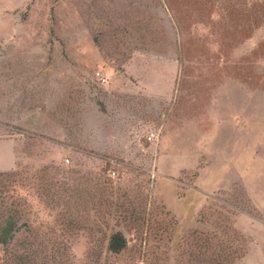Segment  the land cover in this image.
<instances>
[{
  "label": "rangeland",
  "instance_id": "374dc122",
  "mask_svg": "<svg viewBox=\"0 0 264 264\" xmlns=\"http://www.w3.org/2000/svg\"><path fill=\"white\" fill-rule=\"evenodd\" d=\"M251 181L264 0H0V264H264Z\"/></svg>",
  "mask_w": 264,
  "mask_h": 264
},
{
  "label": "trees",
  "instance_id": "16d2710c",
  "mask_svg": "<svg viewBox=\"0 0 264 264\" xmlns=\"http://www.w3.org/2000/svg\"><path fill=\"white\" fill-rule=\"evenodd\" d=\"M19 218L16 213L10 214L5 218L0 226V245L8 246L14 239V234L17 232V224ZM127 241L120 232L113 233L107 243V251L113 255L120 254L125 250ZM219 256H212V261H219Z\"/></svg>",
  "mask_w": 264,
  "mask_h": 264
},
{
  "label": "crops",
  "instance_id": "0c3cea01",
  "mask_svg": "<svg viewBox=\"0 0 264 264\" xmlns=\"http://www.w3.org/2000/svg\"><path fill=\"white\" fill-rule=\"evenodd\" d=\"M253 181L255 180L253 179ZM253 181H251L250 183L245 182V187L249 193L248 196L251 198V201L254 204V207L259 213L264 214V195L261 196L260 194L257 195L255 193V190L258 189V186Z\"/></svg>",
  "mask_w": 264,
  "mask_h": 264
},
{
  "label": "built area",
  "instance_id": "2783aa9c",
  "mask_svg": "<svg viewBox=\"0 0 264 264\" xmlns=\"http://www.w3.org/2000/svg\"><path fill=\"white\" fill-rule=\"evenodd\" d=\"M95 75H96V77L101 78L100 73H96ZM101 80H104V78H101ZM154 137H155V135L153 133L149 134V136L147 137V141H151L152 139H154ZM108 173H109V176H111V177H115V175H116V173L114 171H109Z\"/></svg>",
  "mask_w": 264,
  "mask_h": 264
}]
</instances>
